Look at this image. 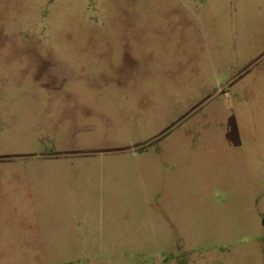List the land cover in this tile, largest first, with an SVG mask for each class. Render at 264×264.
I'll return each instance as SVG.
<instances>
[{
  "label": "rangeland",
  "instance_id": "374dc122",
  "mask_svg": "<svg viewBox=\"0 0 264 264\" xmlns=\"http://www.w3.org/2000/svg\"><path fill=\"white\" fill-rule=\"evenodd\" d=\"M0 264H264V0H0Z\"/></svg>",
  "mask_w": 264,
  "mask_h": 264
}]
</instances>
